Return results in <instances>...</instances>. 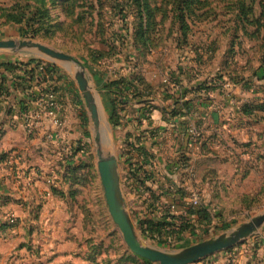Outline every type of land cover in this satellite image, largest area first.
Listing matches in <instances>:
<instances>
[{
	"label": "rangeland",
	"instance_id": "374dc122",
	"mask_svg": "<svg viewBox=\"0 0 264 264\" xmlns=\"http://www.w3.org/2000/svg\"><path fill=\"white\" fill-rule=\"evenodd\" d=\"M0 41L38 43L76 62L68 70L29 51L0 50V63L37 60L56 69L57 89L68 93H61L63 128L55 129L52 141L35 126L29 133L24 122L27 139L39 137L43 146L34 150L36 166L30 172L11 164L17 159L10 161L9 179L17 189L12 202L7 203L0 180V264H154L131 253L108 213L94 125L76 73H83L94 95L111 143L101 150L118 161L126 213L147 246L178 253L264 214V79L258 80L264 71V0H0ZM38 81L26 93H40ZM183 94L195 97L202 109L201 126L194 125L199 137L189 146L196 148V157L190 163L193 155L188 159L177 152L181 140H167L164 128L156 130L163 135L158 136L162 173H157L168 185L160 188L157 206L150 207V194L145 200L146 190L132 185L129 142L135 131L145 130L142 121L154 110L177 116L173 104ZM121 98L132 106H117ZM34 112L43 116L42 127L54 129L44 109L33 104ZM189 169L194 182L186 179ZM191 192L199 199L191 211L203 212L204 220L186 210L182 235L176 226L146 231L149 221L176 216L167 205L182 208ZM263 260L264 226L196 264Z\"/></svg>",
	"mask_w": 264,
	"mask_h": 264
},
{
	"label": "crops",
	"instance_id": "0c3cea01",
	"mask_svg": "<svg viewBox=\"0 0 264 264\" xmlns=\"http://www.w3.org/2000/svg\"><path fill=\"white\" fill-rule=\"evenodd\" d=\"M5 90L6 91L4 92H8L9 95L7 96L3 92H1L2 95L0 96V180L4 183V193H6L7 196L10 197L7 199V203H9L12 202L13 196L17 198L15 196V192L17 189L11 182L12 178L9 179L8 174L10 161L12 159H17L15 160L17 161L15 162V165L18 166L19 171H21L22 169H26V172L32 171L30 167L34 168V166H36V157L34 150H38V148H40L39 146L42 147L43 144L38 143L39 137L34 138L33 140L27 139L26 137L23 114H21L20 111V102L23 100L22 94L18 90L13 89L10 83H6ZM195 99V97L191 98L190 95L183 94L182 98L177 102L179 104H173V107L175 108L173 110H178L177 116H174L172 118L170 116V113H167L166 111L163 113L162 110L164 118L161 119L162 113L154 110L149 119H145L146 121H142V124L147 123V127H144L145 130L142 129V133L140 135V132L138 130L135 131V137L132 141V147L134 149H142L151 157L150 164L144 166V170L146 171L148 176L151 177V179L146 183V187H148L150 191H146L147 193L144 197L145 200L146 198H148L150 192L152 194L158 195L159 200H161L160 188L163 186L164 188H167L168 185V182L164 181V179L158 176L157 173H162V164L160 163V159L163 157V148H161L160 146L162 142H159L161 137H158L160 136L158 135L160 131H156L159 127L164 128V131L169 134L168 137H165L167 140H169V138L174 140L177 139V141L181 140L179 151H177L180 156H187V158L189 159L193 155V157L189 159L190 163H192L191 160L196 157L194 155L196 148L191 149L188 145L189 129L194 127L195 124L198 125V127L201 126L198 123L202 119V109L200 107L196 108ZM66 100H68V98H66ZM186 103L188 104V108L184 106ZM130 106H132V104H129L127 108H129ZM42 117L43 116L38 119H42ZM39 123L41 124V121ZM138 136H140V139L137 138ZM134 149H132L130 151L131 153L129 154L132 158L130 162L132 164L138 165L139 167H142L143 165H145L144 159L143 157L139 156ZM155 154L157 157H154ZM175 158L170 162V166L168 167L169 170L175 166ZM131 181L133 183V180ZM36 183L37 186L39 183L37 181ZM155 184L159 185V189L153 187V185ZM165 197H167V201L174 202L172 200L171 194H166ZM181 203L183 202L180 201L179 204ZM176 216L174 217H176L179 221L185 220V218L188 217L185 210H182V208L178 209V211L176 212ZM261 264H264V260Z\"/></svg>",
	"mask_w": 264,
	"mask_h": 264
},
{
	"label": "water",
	"instance_id": "95a60500",
	"mask_svg": "<svg viewBox=\"0 0 264 264\" xmlns=\"http://www.w3.org/2000/svg\"><path fill=\"white\" fill-rule=\"evenodd\" d=\"M0 50L29 51L48 60L61 62L68 70L76 65V62L70 56L30 41L21 43L0 41ZM75 79L79 91L86 100V106L94 125V143L97 145V171L105 204L113 224L118 228L125 245L131 253L154 264H196L203 259L232 248L264 226V214H262L227 235L194 245L178 253H166L147 246L136 235L126 213L120 187L118 161L114 156L106 157L101 150L102 147H111V143L106 131H104L105 129L102 128L99 109L95 103L94 95L89 89L88 81L83 73H76Z\"/></svg>",
	"mask_w": 264,
	"mask_h": 264
},
{
	"label": "trees",
	"instance_id": "16d2710c",
	"mask_svg": "<svg viewBox=\"0 0 264 264\" xmlns=\"http://www.w3.org/2000/svg\"><path fill=\"white\" fill-rule=\"evenodd\" d=\"M261 73H262L261 78L259 76L258 80L264 79V71L263 72L261 71ZM56 75H57L56 69H53L52 67H47L43 64H39L37 60H31L28 63L14 64V65L10 63H0V96L2 95L1 92H3L7 96L9 95L8 92H4V91H6L5 90L6 83L7 84L10 83L12 88L18 90L23 96L22 98L23 100L20 102L21 114L28 115L31 112L33 104H35L37 100L40 98L42 99V98H46L48 95H53L57 98V102L60 103L62 102L61 99H63V97H61L62 96L61 93H65V97H68L67 95L68 93H66V91L64 90L61 91L57 89L55 81H58L59 79L57 78L56 80H54V77ZM37 79L39 80L37 83L41 89V92L37 93V95L26 93L25 88H29L30 83ZM127 87L129 86L127 85ZM205 88L206 87H203L201 88V90H205ZM124 90L126 91V88H124ZM111 103L113 104V101ZM115 103L117 106H120L123 109H127L128 105L130 104L129 99H124V98H121V100H118ZM184 106L187 107L188 104L186 103ZM118 120L120 122V117L117 116L116 121L118 122ZM130 142H129V151H127L128 152L127 164L130 169L129 171L131 174L130 178L131 180H133L132 185L135 187L141 186L143 187L142 191L146 190L147 192H149L150 190L148 189V187H146V183L151 179V177L148 176V174L144 170V166L150 164L151 157L142 149H134L132 147V142L131 143ZM132 149H134L139 156L143 157L145 165L139 167L138 165L132 164L130 162L132 158L130 157L129 154L131 153L130 151ZM150 199L153 200L152 202H149L150 207L155 208L157 206L156 204L159 202V196L156 194H152L150 192ZM187 210H189L188 212L189 215H194V216L197 215V217L199 216L198 219L201 218V220H204L202 218L204 216L203 212L195 213L190 209ZM185 222H186L185 220H182L179 223V220L176 217H174L171 214H168L164 217L161 223L156 224L149 221L146 224L147 225L146 231L149 233L150 232L155 233V232H161L162 230H169L170 227L176 226L178 230L177 235L179 236L182 235L183 232L185 231V225H186Z\"/></svg>",
	"mask_w": 264,
	"mask_h": 264
},
{
	"label": "built area",
	"instance_id": "2783aa9c",
	"mask_svg": "<svg viewBox=\"0 0 264 264\" xmlns=\"http://www.w3.org/2000/svg\"><path fill=\"white\" fill-rule=\"evenodd\" d=\"M34 106L38 107V110H42L44 109V111H46V113H44L47 117H49V119L51 120V126H52V131H50V129L46 128V127H42V124H40L39 119L42 115H38L37 117V112L34 113H29L28 115L25 114L23 115V119L25 122V126L28 129L29 133H32L33 131V127L35 126L36 129H38L39 131H43L46 132L45 133V138L49 141H52V139L57 135L56 131L60 130L63 128V121L61 120V118H58V115L60 113V108H59V103L57 102V98L53 95H48L46 98H40L37 100V102L34 104ZM32 114V115H31ZM31 115V116H29ZM32 118H37V120L35 119V121H31ZM30 120V121H29ZM33 120V119H32ZM147 120V119H146ZM145 120V121H146ZM32 127V128H31ZM57 129V130H55ZM163 137V135H160ZM199 137V133L198 130L195 127H192L189 129L188 131V145H194V142L197 140V138ZM165 138V137H164ZM11 164H15V160L13 162H11ZM186 174V179L187 181L190 182H194L195 178H196V174L194 173V171L191 169L186 170L185 172ZM18 175L15 173V175L13 176V178H18ZM184 207H182V210H196L199 207V199L197 196L196 192H191L190 197L188 200H184ZM168 210H170V212H177L179 208V206H177L174 203H170L167 205ZM191 217H194V215H190Z\"/></svg>",
	"mask_w": 264,
	"mask_h": 264
}]
</instances>
